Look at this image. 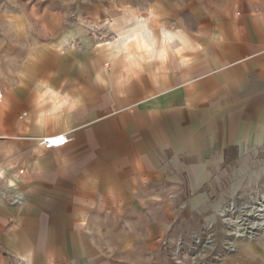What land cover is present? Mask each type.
<instances>
[{
  "label": "crops",
  "instance_id": "obj_1",
  "mask_svg": "<svg viewBox=\"0 0 264 264\" xmlns=\"http://www.w3.org/2000/svg\"><path fill=\"white\" fill-rule=\"evenodd\" d=\"M148 1L158 28L151 32L165 35L166 46L136 51L127 38L121 52L90 60L100 85L21 88L16 115L1 112L0 179L18 180L8 196L22 198L16 205L0 198V235L8 222L15 237L54 225L58 232L60 216L75 224L82 208L118 204L131 182L175 178L191 166L222 164L229 151L264 147V0H194L182 8ZM186 9L196 28L186 29ZM49 61L19 65L39 79L49 75ZM68 64L69 76L79 77L80 67ZM64 135L60 148L40 144Z\"/></svg>",
  "mask_w": 264,
  "mask_h": 264
},
{
  "label": "rangeland",
  "instance_id": "obj_2",
  "mask_svg": "<svg viewBox=\"0 0 264 264\" xmlns=\"http://www.w3.org/2000/svg\"><path fill=\"white\" fill-rule=\"evenodd\" d=\"M172 1L182 8L194 0ZM148 3L0 0V114L16 115L14 104L25 98L21 88L28 93L100 85L88 72L90 60L121 52L127 38L136 51L162 47L167 37L151 32ZM185 16L186 29L196 28L187 9ZM46 56L50 72L39 79L28 78L19 65ZM65 61L80 67L79 77L69 76ZM193 167L144 186L131 182L118 204L82 208L75 224L60 216L58 232L54 225L45 228L51 233L15 237L8 222L0 235V264H264V147L229 151L222 164ZM17 181L0 179L1 199L21 201L16 193L8 196Z\"/></svg>",
  "mask_w": 264,
  "mask_h": 264
},
{
  "label": "built area",
  "instance_id": "obj_3",
  "mask_svg": "<svg viewBox=\"0 0 264 264\" xmlns=\"http://www.w3.org/2000/svg\"><path fill=\"white\" fill-rule=\"evenodd\" d=\"M66 136H50L49 138L42 139L40 141L41 146H43L45 149L49 150L51 148H60L64 146V144L67 142Z\"/></svg>",
  "mask_w": 264,
  "mask_h": 264
},
{
  "label": "bare ground",
  "instance_id": "obj_4",
  "mask_svg": "<svg viewBox=\"0 0 264 264\" xmlns=\"http://www.w3.org/2000/svg\"><path fill=\"white\" fill-rule=\"evenodd\" d=\"M54 137H57V136H54ZM264 258V257H263ZM232 260H234V259H232ZM257 263V262H256Z\"/></svg>",
  "mask_w": 264,
  "mask_h": 264
}]
</instances>
